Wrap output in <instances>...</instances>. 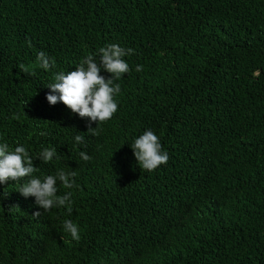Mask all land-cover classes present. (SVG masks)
I'll use <instances>...</instances> for the list:
<instances>
[{"label":"trees","instance_id":"trees-1","mask_svg":"<svg viewBox=\"0 0 264 264\" xmlns=\"http://www.w3.org/2000/svg\"><path fill=\"white\" fill-rule=\"evenodd\" d=\"M109 44L133 50L130 71L92 136L47 86ZM148 129L169 156L151 173L130 148ZM5 142L56 148L35 175L74 170L78 187L58 193L72 192L69 215L0 185V264H264V0H0Z\"/></svg>","mask_w":264,"mask_h":264},{"label":"clouds","instance_id":"clouds-1","mask_svg":"<svg viewBox=\"0 0 264 264\" xmlns=\"http://www.w3.org/2000/svg\"><path fill=\"white\" fill-rule=\"evenodd\" d=\"M132 53L131 48L125 49L118 44H109L99 48L96 55H87L75 67V71L59 72L55 75V82L47 86L50 89L46 95L48 104L55 106L62 103L71 113L78 115L81 119H87V134L98 136L101 125L112 119L118 110L115 97L120 94L121 87L115 81H119L123 74L130 71L124 57ZM37 61L38 66L45 71L54 67V61L44 52L38 53ZM20 68L23 70V65ZM141 70L142 66L137 65L136 71ZM101 72L110 75L106 78L101 75ZM12 119L18 120L19 116L14 114ZM93 123L96 124L95 128L92 127ZM45 134L40 133L41 136ZM74 140L79 145L83 142L84 136L77 134ZM130 148L140 169L147 173L153 172L161 165H166L169 160L160 138L151 129L145 130L136 138ZM79 155L85 162L91 159L83 151ZM36 159L44 164L59 159L57 149L44 148L37 157L33 158L25 146L20 145L11 149L6 142L0 143V185L8 184L9 181L22 182L19 193L24 198L34 197L35 204L43 209V212L65 208L70 215L73 203L72 192L66 191L63 195L58 193L61 188L71 190L78 187L74 179L77 172L61 168L55 174L41 179L35 175L39 172V167L34 166ZM40 215L39 211L33 213V217ZM62 228L72 240L80 241V228L72 220H65Z\"/></svg>","mask_w":264,"mask_h":264}]
</instances>
